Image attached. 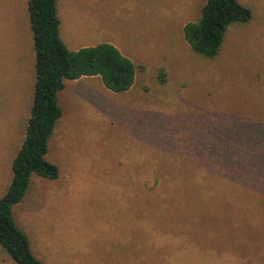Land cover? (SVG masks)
I'll return each mask as SVG.
<instances>
[{
    "label": "rangeland",
    "instance_id": "374dc122",
    "mask_svg": "<svg viewBox=\"0 0 264 264\" xmlns=\"http://www.w3.org/2000/svg\"><path fill=\"white\" fill-rule=\"evenodd\" d=\"M206 2L58 0L70 50L108 43L137 72L125 93L97 77L59 93L46 156L59 176H34L14 207L43 264H264V0H239L253 18L214 59L183 32ZM35 57L28 0H0V199L26 136ZM239 182L256 189L235 194ZM0 264H16L2 247Z\"/></svg>",
    "mask_w": 264,
    "mask_h": 264
},
{
    "label": "trees",
    "instance_id": "16d2710c",
    "mask_svg": "<svg viewBox=\"0 0 264 264\" xmlns=\"http://www.w3.org/2000/svg\"><path fill=\"white\" fill-rule=\"evenodd\" d=\"M28 13L36 56L34 101L25 140L13 161L12 182L0 199V247L16 264H43L33 254L27 235L17 225L14 207L25 199L34 176L51 181L59 176L57 166L46 158L50 140L63 117L59 93L65 89L66 82L87 77L100 78L113 93H125L134 86L137 67L108 43L78 51L68 49L60 34L58 0H28ZM252 18V11L239 0H207L200 19L184 26V38L196 54L214 59L220 54L229 29L247 24ZM158 80L166 84L164 70L160 71ZM244 187L245 190L246 187L256 189V186L241 183L232 190L239 195ZM153 188H157V184Z\"/></svg>",
    "mask_w": 264,
    "mask_h": 264
},
{
    "label": "crops",
    "instance_id": "0c3cea01",
    "mask_svg": "<svg viewBox=\"0 0 264 264\" xmlns=\"http://www.w3.org/2000/svg\"><path fill=\"white\" fill-rule=\"evenodd\" d=\"M58 12H59V6H58ZM59 17H60V14H59ZM60 20H61V18H60ZM61 24H62V21H61ZM60 34H61V38H62V40L64 41V43L67 45V43H66V41L63 39V37H62V33H61V26H60ZM67 36V35H66ZM68 37V36H67ZM69 38V37H68ZM66 40H67V38H66ZM67 41H69V40H67ZM99 45V44H98ZM95 46H97V45H95ZM67 47H68V45H67ZM84 47H88V46H82L81 48H84ZM69 49V48H68ZM79 50V49H78ZM78 50H71V51H78Z\"/></svg>",
    "mask_w": 264,
    "mask_h": 264
}]
</instances>
